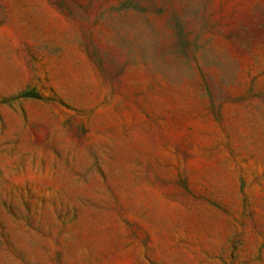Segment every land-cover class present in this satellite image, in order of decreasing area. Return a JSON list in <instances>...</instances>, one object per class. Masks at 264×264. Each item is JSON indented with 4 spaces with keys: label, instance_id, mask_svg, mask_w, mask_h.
<instances>
[{
    "label": "rangeland",
    "instance_id": "rangeland-1",
    "mask_svg": "<svg viewBox=\"0 0 264 264\" xmlns=\"http://www.w3.org/2000/svg\"><path fill=\"white\" fill-rule=\"evenodd\" d=\"M0 264H264V0H0Z\"/></svg>",
    "mask_w": 264,
    "mask_h": 264
},
{
    "label": "trees",
    "instance_id": "trees-1",
    "mask_svg": "<svg viewBox=\"0 0 264 264\" xmlns=\"http://www.w3.org/2000/svg\"><path fill=\"white\" fill-rule=\"evenodd\" d=\"M22 96L24 97H37L38 95L34 91H29L27 93H24Z\"/></svg>",
    "mask_w": 264,
    "mask_h": 264
}]
</instances>
